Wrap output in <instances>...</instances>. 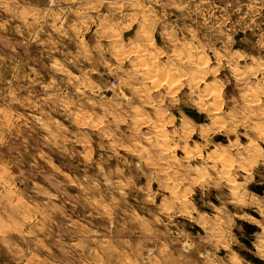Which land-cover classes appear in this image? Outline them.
<instances>
[{
	"label": "rangeland",
	"instance_id": "374dc122",
	"mask_svg": "<svg viewBox=\"0 0 264 264\" xmlns=\"http://www.w3.org/2000/svg\"><path fill=\"white\" fill-rule=\"evenodd\" d=\"M0 264H264V0H0Z\"/></svg>",
	"mask_w": 264,
	"mask_h": 264
}]
</instances>
